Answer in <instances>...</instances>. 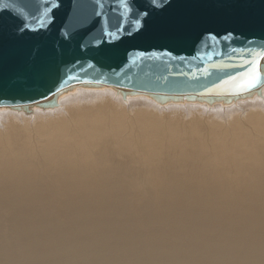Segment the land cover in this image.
<instances>
[{
    "label": "bare ground",
    "instance_id": "1",
    "mask_svg": "<svg viewBox=\"0 0 264 264\" xmlns=\"http://www.w3.org/2000/svg\"><path fill=\"white\" fill-rule=\"evenodd\" d=\"M87 86L0 107V264H264V85Z\"/></svg>",
    "mask_w": 264,
    "mask_h": 264
},
{
    "label": "water",
    "instance_id": "2",
    "mask_svg": "<svg viewBox=\"0 0 264 264\" xmlns=\"http://www.w3.org/2000/svg\"><path fill=\"white\" fill-rule=\"evenodd\" d=\"M126 3L125 15L122 0H0V107L54 108L58 94L87 85L159 102L260 92L264 0ZM118 23V38H106ZM253 69L259 83L240 90Z\"/></svg>",
    "mask_w": 264,
    "mask_h": 264
},
{
    "label": "snow or ice",
    "instance_id": "3",
    "mask_svg": "<svg viewBox=\"0 0 264 264\" xmlns=\"http://www.w3.org/2000/svg\"><path fill=\"white\" fill-rule=\"evenodd\" d=\"M153 3H155V0H153ZM122 4H123V13L126 15L129 11V7L126 3V0H122ZM42 15L47 16V10H45V12ZM39 23L41 27L45 26L43 19H41ZM135 27L137 30L140 29L141 24L139 20L136 21ZM119 32H120V23L117 24L116 31L105 33V37L112 38V39L118 38ZM257 60H264V51L257 53ZM252 63H256V61H253ZM259 80H260L259 72L256 69H253V71L248 73L246 78L241 82V84L239 85V88L242 91H248L252 88H255L257 84L259 83Z\"/></svg>",
    "mask_w": 264,
    "mask_h": 264
}]
</instances>
